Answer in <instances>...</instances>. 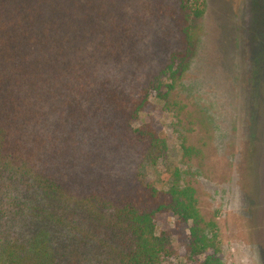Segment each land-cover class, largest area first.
I'll list each match as a JSON object with an SVG mask.
<instances>
[{
	"label": "trees",
	"instance_id": "16d2710c",
	"mask_svg": "<svg viewBox=\"0 0 264 264\" xmlns=\"http://www.w3.org/2000/svg\"><path fill=\"white\" fill-rule=\"evenodd\" d=\"M197 5L0 0V264H164L174 236L186 264H223L193 189L146 181L171 155L137 124L188 70Z\"/></svg>",
	"mask_w": 264,
	"mask_h": 264
},
{
	"label": "rangeland",
	"instance_id": "374dc122",
	"mask_svg": "<svg viewBox=\"0 0 264 264\" xmlns=\"http://www.w3.org/2000/svg\"><path fill=\"white\" fill-rule=\"evenodd\" d=\"M197 8L188 70L137 122L153 127L171 155L146 171V181L159 190L172 180L193 189L223 264H264V0H198ZM135 169L134 160L119 167L129 176ZM173 222L162 216L158 228ZM172 244L177 254L164 264H186L184 243L174 236Z\"/></svg>",
	"mask_w": 264,
	"mask_h": 264
}]
</instances>
